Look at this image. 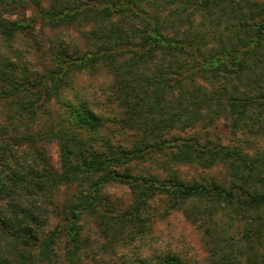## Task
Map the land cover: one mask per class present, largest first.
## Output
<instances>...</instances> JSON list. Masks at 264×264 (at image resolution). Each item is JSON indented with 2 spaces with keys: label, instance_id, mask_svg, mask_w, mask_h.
Masks as SVG:
<instances>
[{
  "label": "trees",
  "instance_id": "1",
  "mask_svg": "<svg viewBox=\"0 0 264 264\" xmlns=\"http://www.w3.org/2000/svg\"><path fill=\"white\" fill-rule=\"evenodd\" d=\"M100 68L112 116L63 96L74 72ZM219 115L264 135V0H0V264H83L99 235L98 248L119 246L118 264H184L151 243L155 201L159 216L181 210L208 236L219 212L241 222L217 264L264 248V148L170 134ZM106 121L130 142L99 128ZM155 152L222 162L227 176L133 170ZM112 183L129 189L121 206Z\"/></svg>",
  "mask_w": 264,
  "mask_h": 264
},
{
  "label": "rangeland",
  "instance_id": "2",
  "mask_svg": "<svg viewBox=\"0 0 264 264\" xmlns=\"http://www.w3.org/2000/svg\"><path fill=\"white\" fill-rule=\"evenodd\" d=\"M21 14L22 11H17L11 16L18 17ZM198 21V18L194 20L195 23H198ZM206 26L210 27L209 24ZM72 30L76 33L74 29ZM110 84L111 74L104 68H100L97 71L82 70L74 72L70 80V86L63 89V96L73 99L72 96L76 93L79 97L85 99L88 105L98 114L102 116L109 114V116H112L113 108L106 104L108 93L111 89ZM99 128L107 130L110 135L114 133V139L118 140L117 142H130V139L128 141L129 136H126V133H120L114 123L106 121ZM170 134H173L172 136L192 134L198 137L200 142L209 140L229 146L237 145L249 153L264 148V135H255L247 130L233 131L227 118L222 115H219L211 122H203V124L200 123L184 131L174 129ZM44 147L51 161L55 163L57 159L56 143L53 141L44 142ZM143 169L158 172L163 176L173 170L183 179L223 180L227 176V168L222 162H215L211 165L193 161L180 163L168 160L167 156L164 153L162 154V152H155L153 156L133 165L134 171ZM109 186L115 189L112 191L113 196H117L115 202L121 206L123 204L121 200L125 201L127 199V193L129 192L127 185L124 183H112ZM70 189V187H61L57 192H69ZM107 192H109L108 188ZM154 205L156 206L154 212L157 213L154 221V234L157 231L158 237L155 240L151 238V243L153 245L160 244L164 249L178 253L184 258V264H217L216 257L220 251L219 246H223L224 238H232L233 244H235L233 240H236V243L239 240L238 230L241 227V222L237 218L229 221L224 213H217L215 217L216 226L213 221L208 220L211 226V235L208 236L204 233L203 226H200L196 221L185 218L181 210L175 209L164 213V216H159L164 209L163 205L157 201H155ZM219 232H223L225 236H222ZM102 241L103 238L99 235L97 241L91 242L93 252L87 256L83 255V264H118L120 260L117 258L116 252L119 250V246H114L115 251L102 246L98 248L97 244ZM125 256H128V254L125 253ZM235 257L237 261L235 260L234 264H264V248L261 247L259 250L251 249L250 251L244 250L243 252L236 251Z\"/></svg>",
  "mask_w": 264,
  "mask_h": 264
},
{
  "label": "clouds",
  "instance_id": "3",
  "mask_svg": "<svg viewBox=\"0 0 264 264\" xmlns=\"http://www.w3.org/2000/svg\"><path fill=\"white\" fill-rule=\"evenodd\" d=\"M114 190H115V189H114L112 186H109V187H108V191H109V192H112V191H114Z\"/></svg>",
  "mask_w": 264,
  "mask_h": 264
}]
</instances>
